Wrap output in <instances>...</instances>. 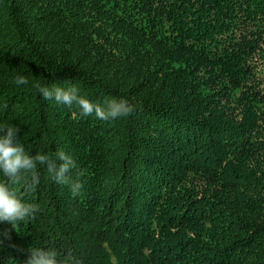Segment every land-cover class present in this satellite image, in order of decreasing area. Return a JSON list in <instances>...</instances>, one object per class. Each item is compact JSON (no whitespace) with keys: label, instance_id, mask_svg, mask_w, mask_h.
<instances>
[{"label":"trees","instance_id":"obj_1","mask_svg":"<svg viewBox=\"0 0 264 264\" xmlns=\"http://www.w3.org/2000/svg\"><path fill=\"white\" fill-rule=\"evenodd\" d=\"M37 85L135 111L80 116ZM0 123L30 155L62 149L82 184L74 196L38 165L24 197L38 211L0 221V264L31 247L81 264H264V0H0Z\"/></svg>","mask_w":264,"mask_h":264},{"label":"clouds","instance_id":"obj_2","mask_svg":"<svg viewBox=\"0 0 264 264\" xmlns=\"http://www.w3.org/2000/svg\"><path fill=\"white\" fill-rule=\"evenodd\" d=\"M17 85H27L29 81L22 75L14 78ZM37 90L45 100H54L57 105H64L69 109L76 106L80 116L95 115L104 121L127 117L135 111L125 98L107 99L103 104L94 103L79 94L75 86L63 88L53 85H37ZM19 127L8 123H0V173L5 178L0 181V221L7 222L13 229L19 222L32 217L38 206L26 202L24 197L34 192L39 183L37 167L46 166V171L52 179L60 184L68 185L72 195H78L82 184L72 176L76 167L74 159L62 149H57L54 154L36 152L30 155L24 145L19 141ZM81 173L77 172V177ZM23 264H81L74 255L69 254L58 258L56 250L51 248L31 247Z\"/></svg>","mask_w":264,"mask_h":264}]
</instances>
